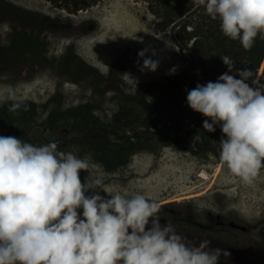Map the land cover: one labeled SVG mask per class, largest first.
Instances as JSON below:
<instances>
[{
    "label": "clouds",
    "instance_id": "1",
    "mask_svg": "<svg viewBox=\"0 0 264 264\" xmlns=\"http://www.w3.org/2000/svg\"><path fill=\"white\" fill-rule=\"evenodd\" d=\"M192 3L245 51L258 36L264 40V0ZM152 55L151 47L138 53L141 71L158 69ZM220 59L228 71L188 90L187 104L206 118L204 130L220 128L227 178L251 187L264 168V84L248 68L235 69L229 56ZM124 75L126 90L133 82L136 87L138 81ZM4 89L0 101L10 102L9 112L28 110L14 86ZM81 172L88 173L83 182ZM159 212L154 199L113 190L87 159L58 150L56 142L35 146L0 136V264H220L230 255L208 240L190 245L171 222L161 223Z\"/></svg>",
    "mask_w": 264,
    "mask_h": 264
},
{
    "label": "flooded vegetation",
    "instance_id": "2",
    "mask_svg": "<svg viewBox=\"0 0 264 264\" xmlns=\"http://www.w3.org/2000/svg\"><path fill=\"white\" fill-rule=\"evenodd\" d=\"M7 16L19 26L8 37L0 32V65L11 67L13 80L32 82L52 68L63 83L66 79L79 89L71 95L57 85L58 89L42 99L18 96L28 108L18 114L9 112L10 102L0 101V136H15L35 146L56 142L58 150L99 163L106 173L127 165L138 153L156 154L161 146L203 159L212 153L219 160L222 132L218 126L211 133L204 130L206 118L188 107L191 88L189 80L179 79L182 72L165 83H153L157 95L140 89L142 84L128 92L121 87V77L128 69L125 57L112 62L106 73L81 58L76 45H69L59 57H48L52 45L44 35L48 27L61 25L70 35H79L96 30V23L88 20L81 24L82 29L71 28L42 11L0 0V26ZM179 85H186L184 92ZM114 161L125 164L112 169ZM204 188L188 186L189 195L157 202L161 223L171 222L179 235L196 246L208 240L211 247L232 244L246 251L250 246L239 239L255 233L261 242L252 243L248 251L264 257V202L244 203L241 188L235 195L228 187Z\"/></svg>",
    "mask_w": 264,
    "mask_h": 264
},
{
    "label": "rangeland",
    "instance_id": "3",
    "mask_svg": "<svg viewBox=\"0 0 264 264\" xmlns=\"http://www.w3.org/2000/svg\"><path fill=\"white\" fill-rule=\"evenodd\" d=\"M2 1L26 9L42 11L61 22L62 25L65 24L71 28L82 29L84 26L81 24L88 20L96 23L98 25L96 30L79 35H70L67 29H63L61 25L48 27L44 33L52 43L48 57H59L69 45H76V52L104 73L117 58L125 57L128 61V69L124 74H130L133 79L138 81L136 87L133 82L132 85L127 86L126 90L124 81L128 77L122 75L121 87L128 92H133L138 85L146 83L149 85L147 90L150 94L157 95L153 83H165L167 79L173 78L183 71L201 85H205L209 81L215 82L218 79L209 71L206 62L194 46V41L188 38L190 33L195 30L203 36L212 33L213 38L222 33L219 20H212L208 17L203 7H196L184 18L189 25L186 30L179 31V27H175L165 32H158L156 30L157 17L150 9L147 0H101L77 13L57 7L48 0ZM117 3H120V9L117 8ZM117 11L120 12L119 22L111 20L114 15H118ZM18 26L19 23L16 20L7 16L0 26V32L4 37H8L13 32V27ZM3 42L5 41L3 40ZM214 45L213 40L212 46ZM146 47L154 49L156 55H152L151 58L159 60V67L155 72L140 70L143 67V60L138 56V53ZM215 54L213 53V55ZM173 68L176 70L175 74H169ZM53 71L52 68L46 69L41 72L37 80L32 82H17L13 80L11 67L0 65V92L4 94V86L12 85L16 89L17 96L29 95L28 97L34 96V98L40 99L47 93L50 94L58 89L57 85H61L60 89L75 95L79 87L66 79L63 83V80L57 77ZM256 80L264 84V63ZM3 94H0V97ZM207 158L180 154L169 146H161L156 154L147 151L136 154L127 165L112 173L104 172L99 163L88 162L93 174H103L105 183L109 182L113 190L122 193L140 192L156 202L189 195L191 192H186L188 186L196 185H204V189L208 187L210 189L232 188L229 191L231 195H235L241 188V193L245 196L242 200L244 203L264 202V172L257 178L254 186H244L227 178L226 168L212 153ZM87 175V172L80 173L82 182ZM260 188H262L261 191ZM259 196L262 198L260 199ZM201 222L203 224L211 223V221ZM246 222L248 224L253 221ZM254 235H242L239 243L252 247V243L261 240L258 235ZM250 247L246 251L242 248L236 249L232 244H220L212 248H221L230 253L228 257L221 258L220 264H264V257L253 253L251 255V252L248 251L251 249Z\"/></svg>",
    "mask_w": 264,
    "mask_h": 264
},
{
    "label": "trees",
    "instance_id": "4",
    "mask_svg": "<svg viewBox=\"0 0 264 264\" xmlns=\"http://www.w3.org/2000/svg\"><path fill=\"white\" fill-rule=\"evenodd\" d=\"M53 5L68 10L71 13H77L80 10L93 6L101 0H48ZM150 4V9L157 17L156 30L158 32H165L170 28L179 27L186 30L189 25L184 19L189 13L193 12L196 6L193 5L192 0H147ZM212 36H214L211 33ZM210 34L203 36L197 30L193 31L189 35V39L194 41L201 58L206 62L207 67L211 74L216 78H219L228 69L223 64L220 57L225 55L229 56L235 61V69L248 68L252 72V79L256 80L258 72L264 63V40L257 37L253 48L250 51H245L239 40L233 41L225 37L222 33L213 38ZM214 40L215 45L212 46ZM213 53H216L213 55ZM179 79H186L190 83V88H195L196 84L194 79L189 76L185 71L182 72ZM185 81V80H184ZM115 83V82H113ZM251 84V81H249ZM148 84L143 83L141 85L142 90H147ZM179 89L183 92L186 89V85L180 86ZM133 148H144L138 145H131ZM119 147H116L118 149ZM115 149V147H114ZM125 162H115L112 167L116 168L121 166Z\"/></svg>",
    "mask_w": 264,
    "mask_h": 264
},
{
    "label": "bare ground",
    "instance_id": "5",
    "mask_svg": "<svg viewBox=\"0 0 264 264\" xmlns=\"http://www.w3.org/2000/svg\"><path fill=\"white\" fill-rule=\"evenodd\" d=\"M119 4H120V3H117V8H119ZM119 9H120V8H119ZM119 9H118V11H120ZM118 11H117V14H118V15H114V16L112 17V19L110 18L111 20H116V21H118V20L120 19V14H119V13H120L121 11H120L119 13H118ZM121 13H122V12H121ZM121 15H122V14H121ZM122 20H124V19H122ZM122 20H120V21H122ZM118 22H119V21H118ZM158 76H159V75H158Z\"/></svg>",
    "mask_w": 264,
    "mask_h": 264
},
{
    "label": "crops",
    "instance_id": "6",
    "mask_svg": "<svg viewBox=\"0 0 264 264\" xmlns=\"http://www.w3.org/2000/svg\"><path fill=\"white\" fill-rule=\"evenodd\" d=\"M79 54V53H78ZM79 56L81 57V55L79 54ZM82 58V57H81ZM85 60V59H84ZM86 61V60H85Z\"/></svg>",
    "mask_w": 264,
    "mask_h": 264
}]
</instances>
